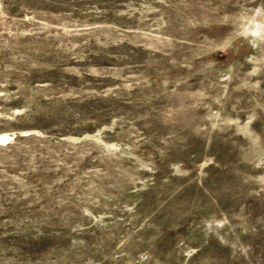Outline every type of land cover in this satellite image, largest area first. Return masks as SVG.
Listing matches in <instances>:
<instances>
[{
	"label": "rangeland",
	"instance_id": "rangeland-1",
	"mask_svg": "<svg viewBox=\"0 0 264 264\" xmlns=\"http://www.w3.org/2000/svg\"><path fill=\"white\" fill-rule=\"evenodd\" d=\"M0 264H264V0H0Z\"/></svg>",
	"mask_w": 264,
	"mask_h": 264
},
{
	"label": "bare ground",
	"instance_id": "bare-ground-1",
	"mask_svg": "<svg viewBox=\"0 0 264 264\" xmlns=\"http://www.w3.org/2000/svg\"><path fill=\"white\" fill-rule=\"evenodd\" d=\"M3 138H0V140H2Z\"/></svg>",
	"mask_w": 264,
	"mask_h": 264
}]
</instances>
